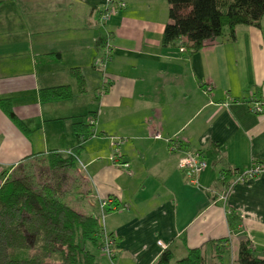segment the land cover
Wrapping results in <instances>:
<instances>
[{"label": "crops", "instance_id": "1", "mask_svg": "<svg viewBox=\"0 0 264 264\" xmlns=\"http://www.w3.org/2000/svg\"><path fill=\"white\" fill-rule=\"evenodd\" d=\"M109 1L126 8L100 26ZM168 22L167 0H0V100L22 126L0 109V186L27 159L74 150V124L93 120L95 136L77 153L74 209L99 218L98 202L114 200L105 215L113 264H155L167 250L173 264L193 249L210 260L213 243L235 264L241 242L263 259L264 172L235 185L226 208L217 195L220 172L233 177L255 162L264 170V15L259 27L239 26L234 41H210L188 58L161 46ZM106 35L113 53L100 71L93 61ZM58 87L71 97L39 100ZM254 102L260 115L249 111ZM111 138L125 140L116 164ZM184 153L207 163L194 184L178 170Z\"/></svg>", "mask_w": 264, "mask_h": 264}, {"label": "trees", "instance_id": "2", "mask_svg": "<svg viewBox=\"0 0 264 264\" xmlns=\"http://www.w3.org/2000/svg\"><path fill=\"white\" fill-rule=\"evenodd\" d=\"M167 3L169 22L164 27L161 46L174 47L185 58L199 52L210 41L224 37L234 41L237 27H259L264 15V0H167ZM72 76L82 91L79 72L73 70ZM70 97L69 87L39 91L41 102ZM0 109L22 128L8 100H0ZM91 128L83 123L74 124L79 141L71 155L50 153L43 159L47 181L35 179L29 159L9 176L4 175L0 186V264H99L95 251L87 248L90 244L100 251L97 219L77 212L66 201L75 193L81 195L83 184L75 173L77 153L82 143L92 138ZM220 173L225 182L231 180L229 172ZM227 212L231 217L232 211ZM113 241L115 246L114 238ZM212 247L215 253L210 260L201 249H193L175 264H224L225 246L213 243ZM172 260V253L167 250L155 264H171ZM235 264H264V258L254 256L249 242H241Z\"/></svg>", "mask_w": 264, "mask_h": 264}, {"label": "built area", "instance_id": "3", "mask_svg": "<svg viewBox=\"0 0 264 264\" xmlns=\"http://www.w3.org/2000/svg\"><path fill=\"white\" fill-rule=\"evenodd\" d=\"M125 8H126V4L123 2H111V1L107 2L106 6L99 14V21H98L99 25L105 26L113 15H115L118 11H121ZM110 42H111L110 37L106 35L101 46L102 57L96 58L93 61V67L100 71L102 70L104 65L111 60L113 49ZM249 111L253 115H260L262 113V104L260 102H254L250 106ZM90 125L91 126L94 125L93 120L90 122ZM94 136L95 133H93L92 137ZM111 141H112L111 144L114 154L110 157V160L116 164L117 162H119L118 159L119 147L125 142V140L118 138H111ZM170 145L172 151L176 150V147H178L176 141H170ZM65 155L70 156L71 153L66 152ZM119 167L127 170L128 164L120 163ZM206 168H207V163L204 160H202L197 153H184L178 163V170L184 176L185 181L189 184H194L195 181L193 180V177L197 176ZM263 172L264 170L261 164L255 162L252 163L250 167L247 168L246 170L235 173L232 179L226 182L224 175L220 173L218 175V181L220 184H222V188L220 193L217 195V202L220 203L223 208H226L228 196L235 185L254 180L258 178ZM117 208L118 206H116L114 200L111 198L102 199L98 202V210L100 213V217L97 219V221L99 226L98 236L101 239L100 252L110 262H112V259L115 256V246H114L113 236L111 237L110 234L105 229V215L108 211H115L117 210Z\"/></svg>", "mask_w": 264, "mask_h": 264}, {"label": "rangeland", "instance_id": "4", "mask_svg": "<svg viewBox=\"0 0 264 264\" xmlns=\"http://www.w3.org/2000/svg\"><path fill=\"white\" fill-rule=\"evenodd\" d=\"M98 21H99V18H98ZM67 152H70L72 153L71 151H67ZM65 154V153H63ZM45 157H42V158H38V159H33V161H28L29 162V166L32 168L31 170L33 171L34 175H35V179L39 182H45L48 180V176H47V169H46V165H45V162L43 161ZM32 163V164H30ZM77 164H78V167L80 169L81 165L79 164V161H77ZM74 177H75V174H74ZM75 191V190H74ZM75 196H69L68 198H66V201L69 203V204H72L73 208L77 209L78 206L76 205L75 206V201L76 203H81V201H79L77 198L80 194H73ZM98 219V218H96ZM87 248L89 250H92L95 251V255H97V261L99 264H106V262H104L103 258H106L100 251H96L94 250V248L90 245V244H87ZM103 257V258H102ZM101 261H100V260ZM107 259V258H106ZM101 262V263H100ZM174 262V261H172ZM229 262V261H228ZM110 264H113V262H110ZM173 264V263H171ZM229 264H233V263H230Z\"/></svg>", "mask_w": 264, "mask_h": 264}]
</instances>
